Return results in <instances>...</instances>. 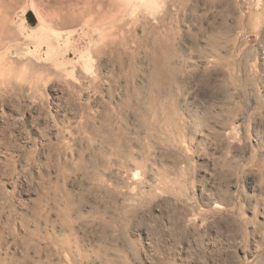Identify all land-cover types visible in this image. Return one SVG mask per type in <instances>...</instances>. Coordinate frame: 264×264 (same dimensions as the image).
I'll use <instances>...</instances> for the list:
<instances>
[{
    "label": "rangeland",
    "instance_id": "obj_1",
    "mask_svg": "<svg viewBox=\"0 0 264 264\" xmlns=\"http://www.w3.org/2000/svg\"><path fill=\"white\" fill-rule=\"evenodd\" d=\"M7 1L0 264H264V0Z\"/></svg>",
    "mask_w": 264,
    "mask_h": 264
},
{
    "label": "bare ground",
    "instance_id": "obj_2",
    "mask_svg": "<svg viewBox=\"0 0 264 264\" xmlns=\"http://www.w3.org/2000/svg\"><path fill=\"white\" fill-rule=\"evenodd\" d=\"M128 1L126 0L124 2L123 0H110L109 4L113 6V9L116 11V15L118 16V14L121 13V11H126L127 7L125 5L129 4ZM9 10H10V5L8 4V1L7 0H0V64H2V63L4 64L5 63V62H3L4 61L3 59L5 58V55H3L1 53L2 52H6V50L9 49V47H11V42L15 41V40H18V38H19L18 31L15 30L13 28V26L11 25L10 17H9ZM89 14H91V13H89ZM260 14L264 17V8H263V11ZM166 15H167L166 12H165V14L161 15L160 25L165 26ZM101 20L102 19H100V21ZM137 24H135L136 28L140 25L139 23H137ZM124 26H125V23L121 24L119 27L120 28H124ZM34 29H35V27L33 28V30ZM161 29L157 25H152L148 31L145 30V33L141 34V36H137L136 37V40L138 41L137 47L141 48V47L145 46L147 51H148L147 52V56H148L149 60L151 61L152 64L155 65L156 72L154 71L155 74L151 75V79L152 80L154 79V76L157 75L156 73H159L162 77H164L166 75L168 67L171 64V61H172V58H173L172 53H171V43L172 42H171L170 32L167 31V30H163V28H161ZM34 34H36V32ZM36 35H38V34H36ZM33 37H34V35H33ZM38 42H39V40H38ZM115 43H116L115 41H111V43L108 44V45H114ZM217 45L218 44H216V42L214 40H212V42H211V46H212L211 55H215L216 54ZM106 46H107V43L105 44V46L99 47L97 49V52L101 53L102 50ZM37 50L38 49L35 48V50H34L35 53H38ZM13 53H14V51H13ZM88 61H91L90 55L88 57ZM218 62H220V61H218ZM6 64H4V65L6 66ZM4 65H1V66H4ZM13 68L14 67H13L12 61H11V64L8 65L7 68L6 67L2 68V70H4V69H6V70H4V71H2L0 73H1L2 76H4L5 74L12 75L13 72H14ZM231 106H232V104H231ZM227 111H228V109H227ZM92 155H93V157H92L91 165L94 163L96 166H98L101 163H103V158L100 155V152H95L94 153V151L92 150ZM121 155L123 157H125V154H121ZM108 163H109V165H110V163L112 164L111 158H110V161ZM130 164L134 165L135 167H141V165H142L141 161H134V162H132ZM130 164H129V166H130ZM138 175H139V172H138V170L136 168L135 170H133V177L137 178Z\"/></svg>",
    "mask_w": 264,
    "mask_h": 264
},
{
    "label": "water",
    "instance_id": "obj_3",
    "mask_svg": "<svg viewBox=\"0 0 264 264\" xmlns=\"http://www.w3.org/2000/svg\"><path fill=\"white\" fill-rule=\"evenodd\" d=\"M28 21L30 22L31 25H34L36 22H35V18L34 16L32 15V13H29L28 16Z\"/></svg>",
    "mask_w": 264,
    "mask_h": 264
}]
</instances>
